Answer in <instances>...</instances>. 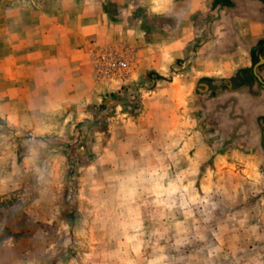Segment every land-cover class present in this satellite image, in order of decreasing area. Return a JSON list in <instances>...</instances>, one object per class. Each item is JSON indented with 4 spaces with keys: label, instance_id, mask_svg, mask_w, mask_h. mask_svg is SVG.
<instances>
[{
    "label": "rangeland",
    "instance_id": "rangeland-1",
    "mask_svg": "<svg viewBox=\"0 0 264 264\" xmlns=\"http://www.w3.org/2000/svg\"><path fill=\"white\" fill-rule=\"evenodd\" d=\"M100 5L84 0H0V264H48L53 259L52 264H124L137 259L130 249H119L98 219L103 213L96 210L98 201L129 159L155 162L169 153L172 158L164 162L171 172L195 173L189 179L209 198L208 236L221 248L212 264H264V149L251 144L264 137L259 105L237 112L239 107L233 108L248 122L235 133L252 142L231 145L230 108L222 114L224 126L216 120L219 106L229 100L211 90L217 85L201 78L190 90V76H185L186 91L177 88L179 65L195 54L197 45L193 42L194 49L178 58L181 62L163 71L161 64L175 61L177 54L164 46L165 40L178 39L180 21L185 30L186 19L140 12L118 18L112 8L110 26L122 24L128 29L124 33L134 30V37L141 38L138 46L126 36L106 40L99 28L101 17H94L99 10L92 8ZM202 13L193 19L200 37L212 29L213 16ZM86 20L91 27H85ZM136 22L142 31L134 27ZM58 23L71 24L76 33L70 35L73 65L64 58L59 59L62 65L50 61L58 45H68ZM116 44L130 51L128 68L99 75L95 52ZM139 61L158 64L148 68ZM32 146L40 150L43 181L26 162ZM141 211L148 240L158 225L148 215L152 208ZM201 247L195 242L169 248L170 264H202L207 250L200 253ZM142 251L148 256L151 249Z\"/></svg>",
    "mask_w": 264,
    "mask_h": 264
},
{
    "label": "crops",
    "instance_id": "crops-1",
    "mask_svg": "<svg viewBox=\"0 0 264 264\" xmlns=\"http://www.w3.org/2000/svg\"><path fill=\"white\" fill-rule=\"evenodd\" d=\"M93 3H103L98 7H92L99 10V14L96 13L95 18L101 17L100 23L101 32L105 33L107 38H117L126 36L127 38L135 41L137 45L139 41L134 37V30L130 28L124 30L123 25L110 26L112 23L109 20L112 17V8L115 10V17L129 18L131 16H138L139 12L142 15H179L180 18L186 19L183 29L180 21L179 33L181 36L178 39L165 40L164 46L170 47V52L174 53L173 48L177 51V54L173 55L175 61H165L161 64L163 71L166 72L167 67H172V64L181 62L178 60L181 55L185 54L188 49H194L190 47L193 42L197 45L195 54L181 62L179 67V85L177 88L183 93L186 91L185 85L182 81L185 76H190V90L195 85L196 81L201 78H209L212 83L215 84L216 89H211L213 92L219 91L224 94L229 100L224 101L222 105L225 110H222V106H219L218 115L221 126H224L223 117L230 108V121H231V145L243 146L244 144L251 143L247 141L250 139L248 136L242 138L235 133V129L239 125L245 126L248 122L238 114H234L233 108L237 111L243 109H252L254 106L259 105L260 114L262 115L260 121V127L264 134V0H84ZM105 3V4H104ZM111 10V11H110ZM142 10V11H140ZM178 11V13H174ZM94 11V10H93ZM209 12L212 18H210L211 30L205 32V36H198L197 24L193 21L195 17H200L203 13ZM89 15H87L88 17ZM104 19V21H103ZM188 19V22H187ZM191 21V22H189ZM120 23V22H119ZM85 27H91V22H85ZM191 24V25H190ZM195 24V25H194ZM62 35H68L67 47L64 44L58 45L57 51L52 54L50 61H58L59 65H62L65 61L67 65H73L75 48L74 45H70L73 42L74 37H70L73 33L71 24H56ZM96 26L97 23L95 22ZM194 30H193V26ZM134 27L137 31H142L139 23H134ZM194 32V33H193ZM172 33V32H170ZM193 33L194 35L191 34ZM201 34V33H200ZM113 35V37H112ZM184 35V36H183ZM197 36V37H196ZM65 37V36H64ZM64 42V39H62ZM147 50H152V45L149 43ZM179 45V46H178ZM139 46V44H138ZM173 47V48H172ZM143 50V49H142ZM145 50V49H144ZM187 56V55H186ZM65 59L59 63V59ZM148 58V57H147ZM152 58V56H150ZM258 61H253V59ZM192 61V62H191ZM142 65H147L151 68V65L158 64V61H139ZM157 62V63H156ZM146 71V69H143ZM142 70V72H144ZM160 72V71H159ZM219 84H222L221 86ZM256 91V92H255ZM180 95V94H179ZM230 101V102H229ZM220 126V129L222 128ZM264 136V135H263ZM262 142H252V145L262 146L264 149V137H261ZM243 144V145H242ZM245 146V145H244Z\"/></svg>",
    "mask_w": 264,
    "mask_h": 264
},
{
    "label": "clouds",
    "instance_id": "clouds-1",
    "mask_svg": "<svg viewBox=\"0 0 264 264\" xmlns=\"http://www.w3.org/2000/svg\"><path fill=\"white\" fill-rule=\"evenodd\" d=\"M42 131L37 129L38 133ZM141 156L144 157L145 153ZM171 158L169 153L168 157H157L155 162L129 159L123 165V172L113 177L111 188L98 201L96 210L103 209L98 219L109 230L111 237L118 241L119 249H130L137 257L126 260L124 264H170L169 248L177 250L178 246H189L195 242L203 244L198 250L200 253L207 250V259L202 264H212V258L221 251L220 244L213 246L208 236L210 229L206 225L212 219L208 211V196H202L195 187L196 181L189 179L195 173L171 172L164 162ZM39 159V148L28 147L26 162L33 165L37 179L43 181L45 177ZM147 207L153 209L148 215L158 227L145 240V221L141 210ZM211 234L221 242L218 233L213 231ZM161 241L165 243L161 244ZM148 248L151 252L145 256L142 250ZM124 255H127L126 251Z\"/></svg>",
    "mask_w": 264,
    "mask_h": 264
},
{
    "label": "built area",
    "instance_id": "built-area-1",
    "mask_svg": "<svg viewBox=\"0 0 264 264\" xmlns=\"http://www.w3.org/2000/svg\"><path fill=\"white\" fill-rule=\"evenodd\" d=\"M130 59V51L120 44L102 47L93 56L96 71L104 76L126 70Z\"/></svg>",
    "mask_w": 264,
    "mask_h": 264
},
{
    "label": "trees",
    "instance_id": "trees-1",
    "mask_svg": "<svg viewBox=\"0 0 264 264\" xmlns=\"http://www.w3.org/2000/svg\"><path fill=\"white\" fill-rule=\"evenodd\" d=\"M10 234H11V233H9V235H10ZM9 235H8V236H9ZM12 235H14V234H12ZM4 236H5V235H4ZM6 236H7V235H6ZM53 262H54V259H53V260H49V261H48V264H52Z\"/></svg>",
    "mask_w": 264,
    "mask_h": 264
}]
</instances>
